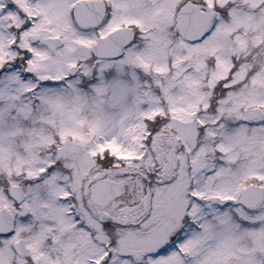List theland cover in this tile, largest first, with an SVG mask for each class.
Segmentation results:
<instances>
[{
	"label": "snow or ice",
	"instance_id": "6c2138e0",
	"mask_svg": "<svg viewBox=\"0 0 264 264\" xmlns=\"http://www.w3.org/2000/svg\"><path fill=\"white\" fill-rule=\"evenodd\" d=\"M0 264H264V0H0Z\"/></svg>",
	"mask_w": 264,
	"mask_h": 264
}]
</instances>
